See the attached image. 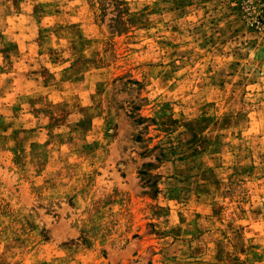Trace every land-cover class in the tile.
<instances>
[{"label":"rangeland","instance_id":"obj_1","mask_svg":"<svg viewBox=\"0 0 264 264\" xmlns=\"http://www.w3.org/2000/svg\"><path fill=\"white\" fill-rule=\"evenodd\" d=\"M0 264H264V0H0Z\"/></svg>","mask_w":264,"mask_h":264}]
</instances>
